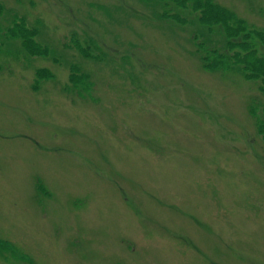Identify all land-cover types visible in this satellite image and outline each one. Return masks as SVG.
Returning a JSON list of instances; mask_svg holds the SVG:
<instances>
[{
    "label": "rangeland",
    "instance_id": "obj_1",
    "mask_svg": "<svg viewBox=\"0 0 264 264\" xmlns=\"http://www.w3.org/2000/svg\"><path fill=\"white\" fill-rule=\"evenodd\" d=\"M215 1L264 28V0ZM0 5V264H264L260 95L202 67L217 27L155 0ZM35 26L46 55L11 30Z\"/></svg>",
    "mask_w": 264,
    "mask_h": 264
},
{
    "label": "trees",
    "instance_id": "obj_2",
    "mask_svg": "<svg viewBox=\"0 0 264 264\" xmlns=\"http://www.w3.org/2000/svg\"><path fill=\"white\" fill-rule=\"evenodd\" d=\"M161 7L159 16L163 19L175 21L182 25L189 23L179 11L173 12L168 7L174 4L180 10H188L195 14L197 23L206 27L209 33L214 28L223 36L221 48L208 45L204 42L194 41V48L202 67L208 71H220L222 73L234 71L239 73L247 81H255L259 97L254 95L255 103L249 104V111L254 118L257 131L264 139V28H255L246 23L238 13L215 0H155ZM3 7L0 5V13ZM18 26V25H17ZM19 28V29H16ZM15 29V30H14ZM14 31L22 39L23 46L33 55H46L49 52L43 43L35 39L38 36V27L24 28L14 27ZM15 35V34H14ZM206 40L211 41L206 35ZM80 49L82 47L78 46ZM86 54V52H84ZM47 68L37 70L38 75L50 74ZM72 89H80L90 82L89 75L79 73V68L71 67ZM79 73V74H77ZM46 76V77H47ZM86 88V87H85ZM258 106H257V105Z\"/></svg>",
    "mask_w": 264,
    "mask_h": 264
}]
</instances>
